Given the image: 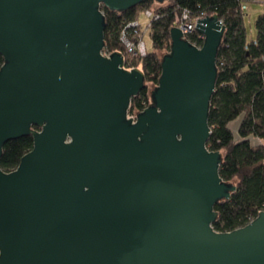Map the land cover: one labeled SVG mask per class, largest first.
Segmentation results:
<instances>
[{"label": "water", "instance_id": "water-1", "mask_svg": "<svg viewBox=\"0 0 264 264\" xmlns=\"http://www.w3.org/2000/svg\"><path fill=\"white\" fill-rule=\"evenodd\" d=\"M146 1L0 0V160L34 142L0 168V264H264V211L213 228L236 190L208 147L218 16L198 21L202 47L171 30L154 104L128 117L145 73L103 54L101 9Z\"/></svg>", "mask_w": 264, "mask_h": 264}, {"label": "trees", "instance_id": "trees-1", "mask_svg": "<svg viewBox=\"0 0 264 264\" xmlns=\"http://www.w3.org/2000/svg\"><path fill=\"white\" fill-rule=\"evenodd\" d=\"M264 0H149L124 12L105 6V50L121 49L120 34L128 22L141 20L145 11L159 14L152 25V46L143 59L145 88L133 98L131 113H141L154 102L152 92L162 76V62L171 52V30L175 16L183 12L190 20L218 16L226 26L217 54V80L211 99L208 142L211 151L221 153L220 174L225 183L235 186L229 200L215 206L218 214L213 228L227 233L245 227L264 211V13L255 22L256 39L248 40L244 4ZM192 42L202 47L204 39L195 34ZM139 61H133L134 67ZM4 59L0 56V69ZM240 120L238 138L231 124ZM260 140L256 144L253 140ZM33 137L8 142L3 149L0 168L14 171L23 156L33 149Z\"/></svg>", "mask_w": 264, "mask_h": 264}, {"label": "built area", "instance_id": "built-area-1", "mask_svg": "<svg viewBox=\"0 0 264 264\" xmlns=\"http://www.w3.org/2000/svg\"><path fill=\"white\" fill-rule=\"evenodd\" d=\"M142 17L143 18L141 20L128 22L123 27L119 39L121 49L116 50L114 52H107L104 49L103 52V54L107 57H109L110 55L116 52L122 54L125 58L124 67L128 71H131L133 69H138L144 72L142 61L149 52L146 42L144 40V36L146 32H151V38H152V25L154 21H157L160 18L159 14L150 10L145 11ZM203 18L205 17L190 20L189 13L187 12H183L182 14L178 13L175 16L173 26L175 28H179L182 31L185 40L190 42L192 45L197 46L196 42L194 43L192 42V37L195 34H197L198 39H205L204 36L202 34H199L196 30V25L198 21ZM133 61H139L138 66L134 67L132 65ZM137 114L138 113L129 112L128 117L135 121L137 119Z\"/></svg>", "mask_w": 264, "mask_h": 264}, {"label": "rangeland", "instance_id": "rangeland-1", "mask_svg": "<svg viewBox=\"0 0 264 264\" xmlns=\"http://www.w3.org/2000/svg\"><path fill=\"white\" fill-rule=\"evenodd\" d=\"M243 7L245 11V24L248 33V40L249 41L255 40L256 39L255 22L257 17L264 13V3H246L244 4ZM144 40L146 42L148 50L153 51L151 32H146L144 36Z\"/></svg>", "mask_w": 264, "mask_h": 264}, {"label": "crops", "instance_id": "crops-1", "mask_svg": "<svg viewBox=\"0 0 264 264\" xmlns=\"http://www.w3.org/2000/svg\"><path fill=\"white\" fill-rule=\"evenodd\" d=\"M240 122H241L240 120H237L231 124V129L236 138H238V130H239ZM253 142L256 144H261L260 140L254 139Z\"/></svg>", "mask_w": 264, "mask_h": 264}, {"label": "flooded vegetation", "instance_id": "flooded-vegetation-1", "mask_svg": "<svg viewBox=\"0 0 264 264\" xmlns=\"http://www.w3.org/2000/svg\"><path fill=\"white\" fill-rule=\"evenodd\" d=\"M36 129V128H35Z\"/></svg>", "mask_w": 264, "mask_h": 264}]
</instances>
